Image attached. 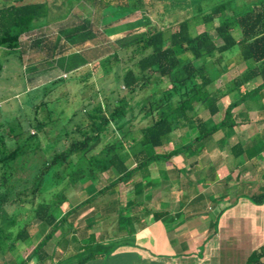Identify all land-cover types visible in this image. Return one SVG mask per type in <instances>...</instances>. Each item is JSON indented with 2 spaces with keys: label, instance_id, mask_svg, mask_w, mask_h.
<instances>
[{
  "label": "crops",
  "instance_id": "crops-1",
  "mask_svg": "<svg viewBox=\"0 0 264 264\" xmlns=\"http://www.w3.org/2000/svg\"><path fill=\"white\" fill-rule=\"evenodd\" d=\"M80 8L86 10V14L77 16L72 12L63 22H41L22 38L20 59L28 83L40 82L50 75L48 65L66 56L71 50L68 43L77 39L85 46L78 52L85 55L88 67L100 60L94 57L93 42L100 29L98 25L95 29L93 14L99 12L98 20L102 24L115 13L90 2H84ZM58 33L63 36L56 39ZM45 36L54 37L46 39ZM11 59L6 61L4 69ZM199 61V64L195 62L198 66L202 64V60ZM228 62L229 72L216 77L214 90L226 88L247 68L240 59ZM93 75L95 72H90V77ZM259 82L256 80L248 88H254ZM237 94L240 95L239 91L230 95ZM224 99L226 97L219 102V112L213 119L218 115L224 118L230 104L223 103ZM263 99L260 94L236 108L233 111L235 123L222 126L212 138L200 142L196 154H181L154 163L148 178L149 188L141 196L132 193V181L121 183L116 192H108L88 204L74 217L77 233L71 231L69 235L78 238V224L83 222L84 233L79 239H99L104 246L97 250L80 248L81 254L87 251L86 255L92 254L91 259L82 264H245L251 253L264 244V203L256 204L252 200L264 188ZM199 113H204L203 108ZM135 115L149 120L145 126L151 122L142 108ZM2 126L4 124L0 123V129ZM195 136L196 130L183 128L173 133L171 143L177 149ZM120 159L125 161V154ZM15 176H19L18 172ZM116 176L114 172H105L97 179L112 180ZM138 179L139 175L134 181ZM99 189H94L90 183L85 190L90 191V197ZM121 216L133 217V220L125 221ZM57 237L59 243L64 236L58 232ZM68 241L63 248L65 251H69ZM56 248L54 246L52 256L46 250L47 259L56 258Z\"/></svg>",
  "mask_w": 264,
  "mask_h": 264
},
{
  "label": "rangeland",
  "instance_id": "rangeland-1",
  "mask_svg": "<svg viewBox=\"0 0 264 264\" xmlns=\"http://www.w3.org/2000/svg\"><path fill=\"white\" fill-rule=\"evenodd\" d=\"M15 1L0 0V7L10 5ZM259 1L146 0L145 3L150 26L169 28L181 21L191 19V32L194 36L209 30L218 42L215 26L224 19H230L242 13ZM40 2L48 3L50 13L47 17L35 21L33 27L44 21L48 23L66 21L71 17L72 12H76L77 16L86 14V10L79 9L80 5L86 3V0H25V3ZM217 7L222 9L220 18L214 20L213 23L205 24L203 16ZM118 14L106 17L102 24L98 20L99 12L93 14L95 29L98 25L101 30L93 42L96 55L94 57L98 55L100 60L94 62L93 65L88 67L85 55L78 52L82 51L85 46L80 45V40L77 39L73 43H68L71 50L66 56L58 57L54 64L48 65L50 75L41 78L40 82L28 83L25 68L22 66L21 59L16 56L12 57L10 64L0 76V123L4 124L0 129V137L6 139L8 149L21 147L25 151L17 161L19 176L11 179L8 187L0 186V196L8 194L10 201H13L12 204L0 208V264H50L52 262L68 264L76 262L89 253L87 251L81 254L80 247L97 250L104 246L99 239L97 241L87 238L79 239L84 233V223L81 222L78 224V238H72L73 236L69 235L63 237L58 243L56 234L49 242L46 250L52 256L53 248L56 246V258L50 259V257L41 261L39 254L32 255L35 247L52 230L49 225L34 219V210L39 204L54 202L66 196L69 200L65 203L53 204L54 214L61 217L66 211L89 197L90 191L93 192V190H85L88 184L91 183L94 189H99L111 180V178L101 177L99 179L90 178L92 171L88 170V160L91 153L87 155L88 147L74 153L70 152L73 143L86 141L87 137H90L88 146L94 144L92 127L88 126L89 114L93 108L102 105L113 111L120 99L128 98V115L132 117L133 113L137 114L139 108L152 99L151 96L163 94L170 89L169 84L158 83L155 79L134 92L125 89L122 81L123 72L135 67L138 56L134 52L136 45L133 43L140 37V33L145 32L146 28L136 21L141 18L140 12L130 15L123 21L119 20L117 23ZM132 20L135 21L128 22ZM76 21H79V18ZM60 25L57 26L60 27ZM233 34L236 37L240 36L238 28H234ZM62 36L58 33L55 38L59 39ZM51 37L54 36H49ZM239 53L238 47L227 52L224 60L211 69L213 75L228 73V60L234 58L238 61ZM196 63L199 64L200 61ZM90 72H95L94 77H90ZM64 74L66 75L63 78ZM48 78L52 79L48 81ZM214 88L215 86L212 89ZM239 97L238 94L230 95L224 99L223 103H232ZM261 102L264 103V99ZM207 114L205 112L202 116L206 118ZM141 118L142 116H137L130 128L125 127L124 131L131 130L130 135L125 139H121L123 133H115L114 136L111 135L113 132L110 129H106L101 136L100 147H103L107 140L118 139V149L123 144L131 154L132 151L128 149L133 143V138L140 136L141 128L149 121ZM222 120L221 115L213 119L214 123ZM175 147L170 143L165 150L171 151ZM64 152H67L66 156L59 157L51 169L42 172L46 164H50L57 155ZM76 170H82L78 175H83L84 179L79 184L68 187ZM11 185L14 187L13 190L9 189ZM71 220L72 218L65 224L63 228L65 232L71 228L77 229L76 223ZM22 230L26 231L25 240L17 237ZM67 240H69V251L63 250L67 246Z\"/></svg>",
  "mask_w": 264,
  "mask_h": 264
},
{
  "label": "trees",
  "instance_id": "trees-1",
  "mask_svg": "<svg viewBox=\"0 0 264 264\" xmlns=\"http://www.w3.org/2000/svg\"><path fill=\"white\" fill-rule=\"evenodd\" d=\"M86 2L92 3L95 7L110 9L115 14L122 13L118 14L117 20L126 19L136 12L141 13V18L137 21L146 30L140 33V37L133 43L136 45L134 52L138 59L135 67L125 72L123 77L125 89L134 92L153 79L161 84L167 83L171 88L163 94L151 96L152 99L141 107L144 115L150 118L151 122L140 130V136L133 138V143L128 149L132 151L131 154L123 144L118 149V139L107 140L104 146L100 147L101 136L106 129H110L113 132L111 135L114 136L118 131L123 133L121 139L130 135L131 130L124 131V129L126 126L130 128L136 115L134 113L132 117L128 115V98L120 99V104L116 105L113 111L102 105L93 108L89 114L88 126L92 127L94 144L88 146L90 137H87L86 141L73 143L70 152L74 153L88 147L86 153L87 155L91 153L88 160V170L92 171L90 178L97 179L98 175L105 172H114L118 176L103 188L96 190L92 196L66 211L61 217L54 214L53 206L57 202L61 205L68 201L66 196L62 195L63 197L54 202H42L35 208L34 219L52 228L32 252V255L39 254L41 261L49 256L45 247L58 232L64 237L69 236L71 231L77 233V229L71 228L65 232L63 228L69 219L72 218L71 222H74V217L88 204L108 192H116V188L121 183L127 184L132 181V193L136 197L141 196L149 188L148 178L154 163L181 154H196L200 142L212 138L222 126L235 123L233 111L236 108L257 95L264 96V0L251 5L230 19H224L215 26L218 42L209 30L194 36L191 32V19L181 21L169 28L150 26L146 0H86ZM221 7L203 16L205 24L213 23L220 18ZM49 13V5L46 2L25 3V0H16L10 5L0 7V49L2 48L0 76L6 61L14 56L21 58L22 38L34 30V22L47 17ZM235 27L239 30V37L233 34ZM45 38L49 39V36ZM236 47L240 49L239 59L246 64V70L233 79L226 88L212 89L219 73L215 76L211 69L224 60L227 52ZM95 58H99L98 55ZM199 60H202V64L198 66L195 62ZM256 80H260L259 84L252 89L248 88V85ZM235 91H239V99L228 105L222 121L214 123L213 117L219 112V102ZM201 108L204 113L209 114V119H205L199 113ZM183 128L196 130L195 138L177 149L166 151L165 147L171 143L173 133ZM24 153L21 147L8 149L4 139L0 138V186H9L8 182L19 171L17 161ZM124 154L126 160L122 161L120 157ZM66 155L67 152L57 155L50 164L45 165L42 172L51 169L59 157ZM81 171H75L68 187L79 184L84 179L83 175H78ZM137 175L139 179L134 181ZM11 187L9 189L13 190V185ZM252 200L256 204H263L264 188L260 194L253 196ZM133 202L135 203V200ZM12 203L8 194L0 196V208ZM121 219L130 222L133 217L121 216ZM25 235L26 231L22 230L17 237L25 240ZM91 257L92 254L85 255L76 262L68 264H82ZM245 264H264V244L251 253Z\"/></svg>",
  "mask_w": 264,
  "mask_h": 264
}]
</instances>
